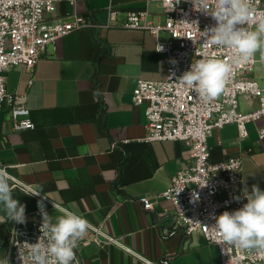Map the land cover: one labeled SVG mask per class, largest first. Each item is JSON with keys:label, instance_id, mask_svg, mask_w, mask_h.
<instances>
[{"label": "crops", "instance_id": "obj_1", "mask_svg": "<svg viewBox=\"0 0 264 264\" xmlns=\"http://www.w3.org/2000/svg\"><path fill=\"white\" fill-rule=\"evenodd\" d=\"M111 4L117 20L105 26ZM145 8L153 22H165L159 0H59L55 12L45 13L49 19L77 13L96 26L50 43L35 66L32 84L33 74L22 65L6 72L7 91L25 99L36 127L14 129L11 106L4 104L0 165L40 193L28 197V217L42 219V201L54 220L61 214L56 204L130 248L83 239L79 253L85 264H150L143 257L152 264H220L215 243L199 231L188 235L175 226L176 205L158 198L153 209H146L140 200L143 195L155 200L171 177L191 164L183 141L145 140L146 105H135L132 99L139 78L161 80L167 75V54L157 51L156 37L146 29L122 26L128 11ZM259 81L264 85V79ZM258 106L257 99L240 96L242 110ZM263 126L264 116L248 122L249 133L240 138L237 123L231 122L208 137L211 161L242 156L249 192L253 185L264 191Z\"/></svg>", "mask_w": 264, "mask_h": 264}, {"label": "built area", "instance_id": "obj_2", "mask_svg": "<svg viewBox=\"0 0 264 264\" xmlns=\"http://www.w3.org/2000/svg\"><path fill=\"white\" fill-rule=\"evenodd\" d=\"M71 1L74 3V0ZM159 1L166 14L164 23L153 22L147 8L128 11L122 23L127 28L150 31L156 37L157 51L161 46L162 51L159 52L167 54L166 77L161 80L139 78L132 99L135 105H146L145 140L183 141L189 148L191 164L179 169L171 177L170 185L157 194L155 200L149 195L141 196L140 200L146 209H153L158 198L171 201L178 207L175 226H182L188 235L199 231L206 241L215 243L220 251V264H264V256L221 243V237L212 229L215 218L224 209L241 208L247 200L243 195L245 187L242 156L232 154L213 162L208 143V137L214 128L231 122L237 123L239 137L244 138L249 133L247 123L264 116V85L253 75L256 57L254 55L247 62L234 65L223 93L217 99L205 102L191 89L181 85L178 78L199 59L226 60L234 53L230 48L218 47L205 41L206 38L200 32L215 26L216 21L203 11L195 10L194 0H180L178 4H175L176 0ZM58 2L59 0H0V111L5 103L10 104L14 129H33L36 124L30 116L31 109L25 99L7 91L6 72L14 66L22 65L33 74L29 79V84H32L35 66L50 43L76 29L96 26L77 13L67 17L47 18L45 13L55 12ZM207 5L210 10H214L215 0H207ZM252 7L255 15L264 14V0H252ZM108 10L105 26L115 22L118 15L112 4ZM245 26L253 27L252 24ZM163 31L168 33L167 37L162 36ZM241 95L250 100L257 99L259 106L249 111L242 110ZM259 134L260 138H264V126L260 128ZM117 144L114 142L113 146ZM31 190L34 192V189ZM236 196L240 197L239 201L234 199ZM25 216V223L15 225L9 264H22L18 260L19 249L25 253L24 264H32L27 256L26 243L37 242L41 236L39 229L42 219ZM91 226L92 232L84 240L102 244L117 243L130 250L120 238L103 232L100 226ZM143 260L152 264L150 259L143 257ZM74 264H85L79 253V246Z\"/></svg>", "mask_w": 264, "mask_h": 264}, {"label": "clouds", "instance_id": "obj_3", "mask_svg": "<svg viewBox=\"0 0 264 264\" xmlns=\"http://www.w3.org/2000/svg\"><path fill=\"white\" fill-rule=\"evenodd\" d=\"M179 2L176 0L175 4ZM194 7L216 21L215 26L200 32L205 41L230 48L234 53L226 60L199 59L178 78L181 85L191 89L200 99L211 102L223 93L234 65L247 62L256 53L264 61V14L255 15L252 0H215L214 10L208 8L207 0H194ZM246 24L253 27H246ZM158 51H162L161 46ZM13 179L8 166H0V210L9 221L25 223L26 206L13 198L14 189L10 183ZM31 195L40 193L34 191ZM243 195L247 202L237 210L224 211L216 217L212 229L221 237V243L264 256V191L253 185L250 192L245 188ZM234 199L239 201L240 197ZM38 207L42 215L41 236L35 243H26L28 258L32 264H74L76 249L91 224L83 216L56 204L53 207L61 214L54 220L45 211L42 201L38 202ZM24 259L25 253L19 249L18 260L24 264ZM4 264H9L7 258Z\"/></svg>", "mask_w": 264, "mask_h": 264}, {"label": "rangeland", "instance_id": "obj_4", "mask_svg": "<svg viewBox=\"0 0 264 264\" xmlns=\"http://www.w3.org/2000/svg\"><path fill=\"white\" fill-rule=\"evenodd\" d=\"M256 62L253 69V75L258 79H264V64L261 61L259 53L255 54ZM11 186L14 189L13 198L20 201L21 204L26 206L25 213L29 211L30 205L28 203V197L32 194V190L26 185L16 180L10 181ZM2 208V206H0ZM16 223L9 221L5 213L0 210V264L5 262V259L9 258L11 249V237L14 232Z\"/></svg>", "mask_w": 264, "mask_h": 264}]
</instances>
